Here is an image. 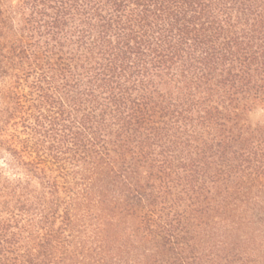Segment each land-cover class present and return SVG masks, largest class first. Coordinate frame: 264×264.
<instances>
[{"label":"trees","instance_id":"obj_1","mask_svg":"<svg viewBox=\"0 0 264 264\" xmlns=\"http://www.w3.org/2000/svg\"><path fill=\"white\" fill-rule=\"evenodd\" d=\"M264 0H0V264H264Z\"/></svg>","mask_w":264,"mask_h":264},{"label":"rangeland","instance_id":"obj_2","mask_svg":"<svg viewBox=\"0 0 264 264\" xmlns=\"http://www.w3.org/2000/svg\"><path fill=\"white\" fill-rule=\"evenodd\" d=\"M263 114H264V110H262L261 108H257L251 114V119L253 121L261 119L263 117Z\"/></svg>","mask_w":264,"mask_h":264}]
</instances>
